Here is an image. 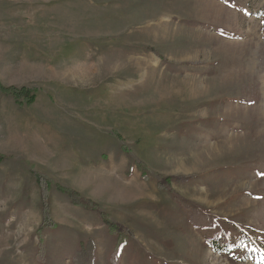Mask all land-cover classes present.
Instances as JSON below:
<instances>
[{"label": "rangeland", "instance_id": "374dc122", "mask_svg": "<svg viewBox=\"0 0 264 264\" xmlns=\"http://www.w3.org/2000/svg\"><path fill=\"white\" fill-rule=\"evenodd\" d=\"M0 85V264H264V0H0Z\"/></svg>", "mask_w": 264, "mask_h": 264}, {"label": "trees", "instance_id": "16d2710c", "mask_svg": "<svg viewBox=\"0 0 264 264\" xmlns=\"http://www.w3.org/2000/svg\"><path fill=\"white\" fill-rule=\"evenodd\" d=\"M151 52H155L154 50L148 49ZM163 59V58H162ZM195 65V64H193ZM0 92L12 96L16 101L24 100L27 104H32L36 100V91L28 89L26 87H3L0 85ZM3 156H0V162L3 161ZM141 170H145L144 166L139 164ZM36 181L40 188V198H41V207H42V215H43V224L40 229L43 228H50L53 229L56 227V224L53 223V221L50 218V191L53 185V182L51 179L47 178V176L42 174H36ZM197 175H191V176H178V177H166L164 180H160L158 182V186L163 190L167 189L168 185H170L173 181L176 183H186L193 179H195ZM54 187L57 191H59L62 194H65L71 204H73L76 207L82 208L87 211H96L99 209L98 205L94 203L93 201L84 199L82 196H80L76 191L72 190L71 188H67L64 186H61L59 184H54ZM176 201L179 202V204L189 211H192L193 213L196 212V215L199 214L203 219L206 218L204 214H202V210L199 206L193 204L192 202L179 198L177 196L174 197ZM100 216L107 220L106 214L104 212L99 213ZM213 220V219H212ZM108 221V220H107ZM191 223L194 225H197V222L194 220L193 216L190 218ZM109 223V227L112 233H116L118 235H122L125 231L124 229L116 223L107 222Z\"/></svg>", "mask_w": 264, "mask_h": 264}]
</instances>
